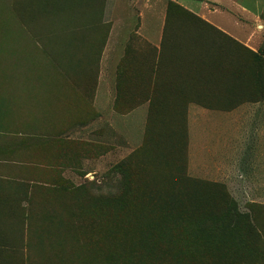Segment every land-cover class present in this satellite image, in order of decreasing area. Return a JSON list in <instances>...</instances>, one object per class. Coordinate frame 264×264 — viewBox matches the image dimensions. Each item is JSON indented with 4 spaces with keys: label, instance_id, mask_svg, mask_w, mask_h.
Masks as SVG:
<instances>
[{
    "label": "crops",
    "instance_id": "crops-1",
    "mask_svg": "<svg viewBox=\"0 0 264 264\" xmlns=\"http://www.w3.org/2000/svg\"><path fill=\"white\" fill-rule=\"evenodd\" d=\"M5 7L0 24L15 31L0 32V56L46 59L0 64V264L10 248L38 247L39 258L63 251L86 186L100 198L112 169L146 140L168 143L169 121L181 127L184 104L187 177L264 206V75L257 65L247 72L245 59L246 49L260 55L264 46V0H5ZM219 35L242 49L208 45ZM119 144L128 154L117 162Z\"/></svg>",
    "mask_w": 264,
    "mask_h": 264
},
{
    "label": "rangeland",
    "instance_id": "rangeland-1",
    "mask_svg": "<svg viewBox=\"0 0 264 264\" xmlns=\"http://www.w3.org/2000/svg\"><path fill=\"white\" fill-rule=\"evenodd\" d=\"M6 10L5 0H0V16H4ZM118 53L121 54V51L118 50ZM10 58L3 57L2 63L11 62ZM143 111L136 113L142 125L145 120L144 115L146 116ZM136 139L141 143L142 136ZM135 146L137 145H132V149L128 150H134ZM124 148V144H119L117 162L127 156L128 151ZM120 178L118 174L112 180L108 177L101 186V195H113L118 192L117 205L114 206L113 202L112 210L109 209L108 204L103 203L101 217H94L89 209L86 215L70 218V264H264V258L261 260L258 258L256 262L252 257L223 256L222 259L215 257V253L218 252L219 255L220 249L216 248V243L210 237L209 242H213L211 245H207L204 238L205 235L213 237L217 234L211 229L215 226H209L208 222L202 229H196V226L207 220L204 214L206 208L204 201L207 199L192 203L189 200L191 197L187 196L178 200L126 198L131 194L125 193ZM201 188L206 190L205 194L211 195L213 192L219 196L216 202L220 206L218 212H222L221 205L224 204L221 200L222 188L217 185ZM94 192L96 196L99 194L97 190ZM94 192L93 183L88 184L87 205L93 203ZM234 202L241 216L248 218L250 223L255 215L258 217L257 214L260 213L259 209L250 206L264 209L263 205L256 204L254 200L243 198L241 195L239 199L235 198ZM196 209H200V217L190 213V210L197 211ZM221 215L223 214L220 213L218 217H222ZM237 221L238 218L235 216L233 222ZM257 234L264 242V233ZM245 237L254 239L248 234ZM251 241L248 242L250 247L254 245V241ZM242 253H247V248L242 247L239 254ZM24 259L21 264L24 263Z\"/></svg>",
    "mask_w": 264,
    "mask_h": 264
},
{
    "label": "trees",
    "instance_id": "trees-1",
    "mask_svg": "<svg viewBox=\"0 0 264 264\" xmlns=\"http://www.w3.org/2000/svg\"><path fill=\"white\" fill-rule=\"evenodd\" d=\"M15 28L13 24L9 23H1L0 24V32H14ZM45 41H41L44 43ZM219 44L221 49H226V51H230V53H234L236 55L237 49H242L241 46L234 40L219 35L218 39L214 41H207L208 45L210 43ZM60 43V41H58ZM206 47V46H205ZM246 65L247 72L250 69V72L253 70L254 65H257L260 68V72L264 75V46L260 50V55L249 52L246 49ZM56 60H62L61 56L53 55ZM263 56V57H262ZM3 57H11V62L5 64H13L15 62H37L43 63L46 59L44 56H37L29 59V57L20 56L17 59H14V56H0V64L2 63ZM84 59H88L87 57L81 58L79 63H81ZM91 62V63H90ZM90 65L92 64V60L89 61ZM263 66H262V64ZM215 68H217L216 61L214 62ZM40 74L44 75L42 78L48 77V75H56L60 78L62 73H52V72H41ZM81 78L84 81L92 80V72L82 71ZM219 76H222L220 73ZM220 80V79H219ZM187 105H182V119H181V127L176 130V121L174 126V121L170 120L169 123L172 125L169 136L170 139L168 143L160 144L158 142V137L151 136L148 140L145 141L144 148H141L127 159L120 162L116 167L112 169V173H116L120 175L121 179V187L124 188L125 193L131 194L126 198H133L139 200L146 199H184V196L191 197L189 199L194 203L195 201H199L200 199H207L204 201V206L206 207L205 215L206 221L201 223V225L196 226V229H202L209 222V226H215V228H211L212 231L217 232L216 235L212 237V235H205V241L207 245H211L213 242L217 246L219 251V255L216 254V258L222 259L223 256H236V257H244V258H254V260H261L264 258V242L261 241L260 237L257 233H264V209L259 206H250L255 209H259L260 213L254 220L250 223L249 219L241 216L242 214L238 212V208L234 199L231 198L226 188L223 185L212 184L202 181H196L190 179L186 175V128H185V115H186ZM176 110L178 108L176 107ZM151 140V141H149ZM153 140V141H152ZM149 141V142H148ZM210 185H217L222 188L221 200L224 204H222L221 209L222 212H218L219 204L216 202L219 196H216L213 192L211 195L205 194V189L201 187H207ZM205 194V195H204ZM182 195V196H181ZM208 195V196H207ZM81 198V197H80ZM118 192L116 194L110 195H101V197L93 198V203L87 205V199L84 201V210L80 209V214L71 215L69 217V221L71 217H79L82 215H86L87 211L90 209L91 213L96 216L102 215L103 203L108 204L109 209L112 210L114 202V206L117 205L118 201ZM109 202V203H106ZM80 206H82V201H80ZM197 210V209H196ZM200 209L197 211L190 210V213L194 216L197 215L200 217ZM189 213V211H188ZM222 213V217H218V215ZM237 216L238 221L233 222V218ZM196 217V216H195ZM235 221V220H234ZM260 221V222H259ZM204 230V229H203ZM217 230V231H216ZM253 236L254 245L250 247V243L252 242L248 239L246 234ZM70 235L71 230L70 227L68 229V243L67 245L64 242L63 251L60 249L54 252L52 256H45L39 258V249L38 247L34 248L32 246L28 247L27 251H25L26 247H21V249L10 248L7 249L8 255L6 256V262L1 264H21L24 259V263L22 264H70L71 259L69 256V247H70ZM209 237L213 242H209ZM239 239V240H238ZM77 244V243H75ZM30 245H34L31 243ZM66 245V246H65ZM236 245V246H235ZM242 247L247 248V253L241 252ZM25 248V249H24ZM57 249V248H56ZM216 249H214V252ZM235 251V252H234ZM238 254V255H237ZM22 257V258H20ZM20 258V259H19ZM26 261V262H25ZM242 261V260H241ZM253 262V261H252Z\"/></svg>",
    "mask_w": 264,
    "mask_h": 264
}]
</instances>
